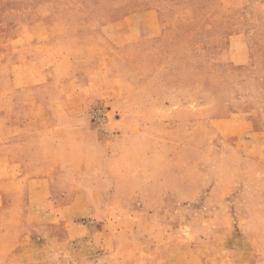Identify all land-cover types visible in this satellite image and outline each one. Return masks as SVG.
I'll use <instances>...</instances> for the list:
<instances>
[{
  "label": "rangeland",
  "instance_id": "374dc122",
  "mask_svg": "<svg viewBox=\"0 0 264 264\" xmlns=\"http://www.w3.org/2000/svg\"><path fill=\"white\" fill-rule=\"evenodd\" d=\"M0 264H264V0H0Z\"/></svg>",
  "mask_w": 264,
  "mask_h": 264
}]
</instances>
